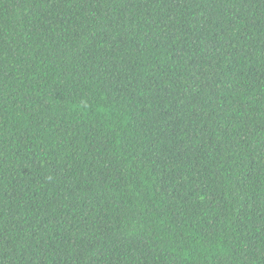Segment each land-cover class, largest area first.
Returning a JSON list of instances; mask_svg holds the SVG:
<instances>
[{"label":"trees","instance_id":"obj_1","mask_svg":"<svg viewBox=\"0 0 264 264\" xmlns=\"http://www.w3.org/2000/svg\"><path fill=\"white\" fill-rule=\"evenodd\" d=\"M0 264H264V0H0Z\"/></svg>","mask_w":264,"mask_h":264}]
</instances>
